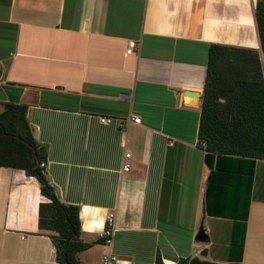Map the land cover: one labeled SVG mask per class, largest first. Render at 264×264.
<instances>
[{
  "label": "crops",
  "instance_id": "crops-1",
  "mask_svg": "<svg viewBox=\"0 0 264 264\" xmlns=\"http://www.w3.org/2000/svg\"><path fill=\"white\" fill-rule=\"evenodd\" d=\"M256 4L0 0V113L27 106L48 180L78 208L79 241L89 245L80 264L109 255L111 264H155L157 255L163 264H264V160L244 165L246 174L228 160L215 170L198 144L211 45L256 50L264 79ZM129 41L138 46L127 54ZM41 198L36 179L0 167V264H60L38 227Z\"/></svg>",
  "mask_w": 264,
  "mask_h": 264
},
{
  "label": "trees",
  "instance_id": "trees-1",
  "mask_svg": "<svg viewBox=\"0 0 264 264\" xmlns=\"http://www.w3.org/2000/svg\"><path fill=\"white\" fill-rule=\"evenodd\" d=\"M254 18L264 53V0H257ZM26 111L25 105L7 104L0 113V167L20 169L36 179L41 196L47 200L39 206V229L58 234L50 235L58 263L80 264L76 254L89 245L79 241L78 208L63 204L55 194L45 172L46 147L35 141ZM201 142L205 143V161L208 166L214 162L215 170L221 161L228 160L238 163L239 173L246 174L241 169L244 165L254 167L256 160H264V79L256 50L209 47L198 128V144ZM206 213L216 216L209 202ZM241 224L244 235L245 223ZM155 264H163L159 255ZM177 264L214 263L193 258Z\"/></svg>",
  "mask_w": 264,
  "mask_h": 264
},
{
  "label": "built area",
  "instance_id": "built-area-1",
  "mask_svg": "<svg viewBox=\"0 0 264 264\" xmlns=\"http://www.w3.org/2000/svg\"><path fill=\"white\" fill-rule=\"evenodd\" d=\"M138 46V43L135 41H129L128 42V49L126 51L127 54H130L134 51V49ZM112 121L111 118H101V122L102 123H110ZM130 122L134 123V124H139L140 123V119L138 117H131L130 118ZM171 144V143H170ZM201 147L205 146V143H200ZM130 158V154L126 153L124 155V159L128 160ZM130 169V164L125 162L123 164L122 167V172H127ZM47 201V200H46ZM114 216L112 214H108L105 217V223H104V227L100 233V239L102 240V242L105 245H109L112 242V238L114 235ZM116 260V257L114 256H105L103 257L101 264H111L112 262H114Z\"/></svg>",
  "mask_w": 264,
  "mask_h": 264
},
{
  "label": "water",
  "instance_id": "water-1",
  "mask_svg": "<svg viewBox=\"0 0 264 264\" xmlns=\"http://www.w3.org/2000/svg\"><path fill=\"white\" fill-rule=\"evenodd\" d=\"M196 95H197L196 93H192V92H185L184 93V96L196 97ZM35 157H36V154H35V152H33V161L34 162H35ZM196 239H197V241H201V242H204L206 240V237L204 235L203 230H200Z\"/></svg>",
  "mask_w": 264,
  "mask_h": 264
},
{
  "label": "rangeland",
  "instance_id": "rangeland-1",
  "mask_svg": "<svg viewBox=\"0 0 264 264\" xmlns=\"http://www.w3.org/2000/svg\"><path fill=\"white\" fill-rule=\"evenodd\" d=\"M40 201H41L42 203H45V202H46V200H45L44 197L41 198ZM48 214H49V213H48ZM48 214H46V215H48ZM46 232H47L48 234L54 236V237H58V234H57L56 232H54V231H46Z\"/></svg>",
  "mask_w": 264,
  "mask_h": 264
}]
</instances>
